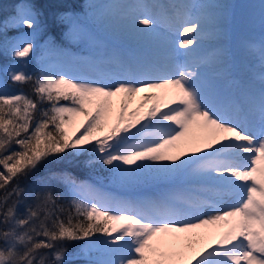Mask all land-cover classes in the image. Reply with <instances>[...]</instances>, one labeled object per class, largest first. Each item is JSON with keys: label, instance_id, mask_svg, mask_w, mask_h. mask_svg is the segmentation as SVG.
<instances>
[{"label": "snow or ice", "instance_id": "6c2138e0", "mask_svg": "<svg viewBox=\"0 0 264 264\" xmlns=\"http://www.w3.org/2000/svg\"><path fill=\"white\" fill-rule=\"evenodd\" d=\"M113 7L90 3L85 11L73 0L55 13L58 33L32 0L0 20V54L13 61L0 69L11 82L0 80V264H264V35L250 45L258 71L228 92L201 71L223 63L218 51L166 75H152L147 63L96 79L28 70L37 51L43 60L58 42L85 39L94 10ZM123 7L145 10L131 18L137 32L156 27L147 5ZM223 7L167 10L183 56L222 30L216 10ZM260 11L264 29V3ZM9 29L19 34L10 38ZM137 96L139 107H130ZM68 153H94L122 183L152 178L175 186L155 199L105 203L71 176L35 175ZM57 181L68 197L57 195ZM73 242L83 243L69 252Z\"/></svg>", "mask_w": 264, "mask_h": 264}, {"label": "rangeland", "instance_id": "374dc122", "mask_svg": "<svg viewBox=\"0 0 264 264\" xmlns=\"http://www.w3.org/2000/svg\"><path fill=\"white\" fill-rule=\"evenodd\" d=\"M236 2L237 0H179L178 5L191 3H211L226 6L216 10L217 12L224 14L222 30H220L211 38L202 41V43L198 46V50L193 53L191 57H185L182 55V53H184L186 50L180 49L178 47L179 40L181 39L179 35V25L175 23L174 17L169 18V14H167L166 10L160 8L156 4V0H96V4L116 5L117 7L96 9L98 22L96 27L100 30V35H98L100 38H96V35H94L96 29L93 31L92 27V29L89 30V36L85 39L72 40V45L78 46L82 44V50H88L89 52L84 54H75L74 50L58 47V51L53 54H49L47 58L43 59L41 62H43V67H47L53 72H66L70 76H75L76 74L80 75V77H89L93 79L99 78L100 73L121 72L127 66L135 67L143 63H147L153 67L154 70L152 75H166L168 73L174 72L176 70V66L185 59H198L199 57L205 56L206 54L219 49L216 47V49H213V51L212 49L203 50V47L211 43H221L228 39V26L232 19H235L234 6ZM261 3H264V0H245V5L248 4L253 10V13H248V27L255 26L256 29L259 27L262 31H264L261 26ZM126 5H147V11L150 12L152 16L158 21L156 27L153 28L150 33L137 32L131 24V18L133 16H139V18L142 19V13L145 10L142 8H137L133 11L128 7H123ZM241 13L242 15H246V12ZM212 27V25H209V30H212ZM245 29V27L241 29V34H250L251 30ZM167 33L171 39L170 45L172 44V47H170L169 50L166 48L165 41V36ZM102 39L105 40V42ZM113 43L118 45L115 51L116 55L120 57L122 63H117L115 60L111 59L113 56L109 53V46L112 47L111 44ZM253 44L254 43L251 45ZM84 45L87 46L83 47ZM138 45L142 47H137ZM255 45L258 47V44L255 43ZM157 46H163L164 49H158ZM219 47L221 48V45ZM241 47H245V45H241ZM127 48L129 50L131 48H138L132 51L136 58V62L126 59L125 54ZM218 52L224 53L226 50L224 48ZM246 52L249 56L247 57V61L244 60V58H240L239 51H236V53H239L237 56V63L240 62L243 66L242 70L244 71H242V73L244 74V79L250 83L254 70L258 71L259 68V53L256 49L250 47V45L247 47ZM225 57L228 59L227 56ZM225 57L222 55L223 61ZM98 60L108 65L109 72L102 71L103 69L98 64ZM216 67H218V65L201 69L204 77L207 80L210 81V78L212 77L211 71ZM211 82H214L218 86L221 84V80ZM222 83L223 84H221L220 87L224 86L226 81L224 80ZM149 103H151V101ZM139 104L140 101L138 102V97H136L130 107H139ZM167 181L168 180H165V182ZM86 185H89L93 189V195L106 197L107 199L104 201L105 203L110 202L111 200H127L125 197L120 195L119 190L111 191V193L107 195L106 191L98 186H94L93 184ZM119 186L122 190H132L133 188H137L139 186L141 188L139 193L149 196V199H155L165 191L172 189L175 185H173L171 188H167V184L159 183L158 179L141 178L139 181L135 182H120ZM84 195L87 197L89 193L85 192ZM129 200L137 199L131 198Z\"/></svg>", "mask_w": 264, "mask_h": 264}, {"label": "trees", "instance_id": "16d2710c", "mask_svg": "<svg viewBox=\"0 0 264 264\" xmlns=\"http://www.w3.org/2000/svg\"><path fill=\"white\" fill-rule=\"evenodd\" d=\"M21 0H0V20L5 19L6 17L11 16L18 3ZM34 4H36L39 9L44 12L47 16V20L49 25L54 26L56 32H60L62 30V26L58 24H54V17L55 13L62 11L63 6L68 5L70 6L73 0H32ZM75 2L82 3L84 5L85 11H88L87 5L88 4H96V0H75ZM239 0V4H240ZM96 12V9L94 10ZM82 15V14H81ZM97 22V15L94 17H89L85 23L91 26ZM19 34L18 31L9 29L8 36L14 37ZM55 34V33H53ZM153 40V39H151ZM166 41V40H165ZM43 44V41H40ZM72 43L71 40H64L62 43L58 42V46H69L71 47ZM78 48V47H77ZM41 52L37 51L36 55L33 56L30 61L28 62V70L35 73L39 72L40 69L43 67L41 62ZM11 57H6L0 54V69H3L5 65L12 63ZM0 80L7 81V77L4 75L3 71L0 70ZM10 88L11 82L7 81ZM30 85H25L24 90L29 91ZM89 161H93V163H88ZM45 172H53L56 173L58 176L60 175H67L71 176L72 178L76 179L78 182L85 181L87 178L95 180L106 188L112 189L117 188L119 186L120 181L115 180L112 178V174L109 168L103 165L100 162L95 161V154L94 153H81V154H73L68 153L62 159L50 161L46 163L35 175H42ZM34 177H30L24 183H30ZM162 180V179H158ZM57 195L63 193L65 197L69 196V189L68 187L61 181H57L53 184ZM98 239H103L104 237L98 236ZM83 242H73L68 245L69 252H73L77 248L81 246ZM73 264H84L83 260H74Z\"/></svg>", "mask_w": 264, "mask_h": 264}, {"label": "bare ground", "instance_id": "6f19581e", "mask_svg": "<svg viewBox=\"0 0 264 264\" xmlns=\"http://www.w3.org/2000/svg\"><path fill=\"white\" fill-rule=\"evenodd\" d=\"M75 76H77V77H80V75H76L75 74ZM138 97V102L141 100V98H140V96H137Z\"/></svg>", "mask_w": 264, "mask_h": 264}]
</instances>
